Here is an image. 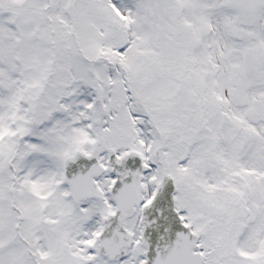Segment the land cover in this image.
Instances as JSON below:
<instances>
[{"label": "snow or ice", "instance_id": "1", "mask_svg": "<svg viewBox=\"0 0 264 264\" xmlns=\"http://www.w3.org/2000/svg\"><path fill=\"white\" fill-rule=\"evenodd\" d=\"M0 264H264V0H0Z\"/></svg>", "mask_w": 264, "mask_h": 264}]
</instances>
